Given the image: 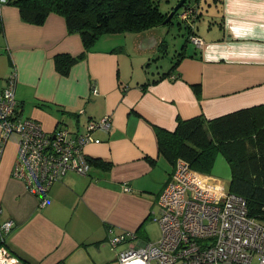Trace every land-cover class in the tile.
<instances>
[{
    "label": "crops",
    "instance_id": "obj_1",
    "mask_svg": "<svg viewBox=\"0 0 264 264\" xmlns=\"http://www.w3.org/2000/svg\"><path fill=\"white\" fill-rule=\"evenodd\" d=\"M205 2L197 26L202 44L193 45L201 58H183L179 79H163L143 92L140 84L148 78H134L129 69L136 72L158 54L166 25L102 36L85 60L61 76L53 58L79 54L80 37L68 34L56 14L36 26L0 0V92L14 73L22 115L40 121L47 131L59 123L79 130L82 119L84 124L107 115L112 120L108 132H93L99 143L84 146L87 155L110 161L111 170L91 167L85 175L69 170L51 183L43 202L11 175L18 138L2 145L0 130V219L13 221L6 244L22 262L105 264L128 246L114 247V234L134 233L138 243L157 241L160 236L147 240L146 225L156 221L171 168L158 155L152 125L173 130L177 116L212 118L264 102V0ZM197 84L201 99L192 88ZM37 102L51 106L42 109Z\"/></svg>",
    "mask_w": 264,
    "mask_h": 264
},
{
    "label": "built area",
    "instance_id": "obj_2",
    "mask_svg": "<svg viewBox=\"0 0 264 264\" xmlns=\"http://www.w3.org/2000/svg\"><path fill=\"white\" fill-rule=\"evenodd\" d=\"M188 16L185 10L178 15L183 22ZM190 40L197 47L202 44L201 37L195 34ZM15 88L16 76L12 73L0 93L2 145L11 135L17 136L18 150L11 174L41 199L51 183L67 171L88 174L91 166L84 146L99 143L93 132H108L112 120L109 115L87 120L86 129L79 132L63 125L47 131L40 121L16 115ZM2 151L3 146L0 156ZM157 205L160 238L138 243L134 233L114 234V247L122 243L128 246L105 264H264V223L248 215L246 201L230 192L224 181L178 160ZM12 227L13 221L0 219V264H28L6 245Z\"/></svg>",
    "mask_w": 264,
    "mask_h": 264
},
{
    "label": "trees",
    "instance_id": "obj_3",
    "mask_svg": "<svg viewBox=\"0 0 264 264\" xmlns=\"http://www.w3.org/2000/svg\"><path fill=\"white\" fill-rule=\"evenodd\" d=\"M5 3L18 9L22 21L36 26L43 25L50 14H56L63 18L68 34L80 37L82 51L79 54L59 53L53 58L54 68L61 76L69 75L74 65L85 60L102 36L142 32L161 25L168 26L173 22L172 19L163 24L172 7L168 11H162L157 0H5ZM204 6L205 0H188L179 9L177 16L184 10L189 11L188 19L184 22L187 30L186 40L175 53L169 69L155 77H148L146 82L140 84L143 92L148 86L163 79H179L178 67L183 58L193 55L201 58L198 50L187 51L191 34L197 35L198 21ZM180 21L183 22L181 19ZM191 44L194 45L192 42ZM166 45V40L160 44V49L162 46L165 54ZM163 52L162 55H165ZM118 83L121 86V82ZM192 88L197 99H201L200 85H192ZM122 93H125L124 88ZM36 106L46 109L51 105L37 102ZM22 110V105L17 101L16 115L30 118L23 116ZM58 125L61 123L56 126ZM152 127L158 155L169 163L170 175L176 162L182 160L191 169L212 176L215 158L220 154L231 169L228 183L230 192L246 201L250 217L264 223V102L212 118H207L203 113L188 119L177 116L173 130L154 124ZM86 158L91 167L103 171L112 168L110 161L100 157L87 155ZM145 158L151 165L156 164L155 159L149 156ZM47 191L48 189L40 196V202L44 201ZM5 242L7 243V237Z\"/></svg>",
    "mask_w": 264,
    "mask_h": 264
},
{
    "label": "rangeland",
    "instance_id": "obj_4",
    "mask_svg": "<svg viewBox=\"0 0 264 264\" xmlns=\"http://www.w3.org/2000/svg\"><path fill=\"white\" fill-rule=\"evenodd\" d=\"M157 1L162 11H168L170 10L171 6L173 7L177 3L178 0L177 1L157 0ZM184 26H185L184 22H181L178 16L175 15L172 24H169L165 28L166 32L164 33V37L167 42V45L164 48L167 50L166 54L163 52V47L161 46V49H159L158 54L155 57H153V59L149 60V62H147L149 64L145 63L142 67L137 66L136 72H134V68L130 67L131 71L129 69V72L133 74L134 78H139V79H144V78L146 79L148 77L152 78L153 76L155 77L159 73H162L167 69H169V67L172 64V60H174L175 53L180 50L181 46L186 40L187 30ZM198 26H200V24H198ZM188 49L193 50V45L191 44V42L188 44ZM162 52L165 55H162ZM154 58L157 59L154 60ZM135 63L137 62L135 61ZM77 125L80 131H84L86 129L83 119ZM69 126H70L69 128H71L73 131L79 132V130H77L76 127H73L72 125ZM13 137L15 136L11 135L10 139ZM212 174L216 178L224 181L226 184L229 183L231 169L228 162L220 154L215 158L214 165L212 168ZM158 214H159V207L157 205V213L155 217H157ZM151 220L148 221V224L146 225L147 240L155 241L160 236V226L158 222ZM123 244L126 245L127 243H123Z\"/></svg>",
    "mask_w": 264,
    "mask_h": 264
},
{
    "label": "water",
    "instance_id": "obj_5",
    "mask_svg": "<svg viewBox=\"0 0 264 264\" xmlns=\"http://www.w3.org/2000/svg\"><path fill=\"white\" fill-rule=\"evenodd\" d=\"M188 2V0H178L177 3L172 7L171 11L169 12L168 16L166 17L163 24H166L167 22L171 21L173 17L177 14L179 9L185 5Z\"/></svg>",
    "mask_w": 264,
    "mask_h": 264
},
{
    "label": "clouds",
    "instance_id": "obj_6",
    "mask_svg": "<svg viewBox=\"0 0 264 264\" xmlns=\"http://www.w3.org/2000/svg\"><path fill=\"white\" fill-rule=\"evenodd\" d=\"M9 138H10V137H9ZM9 138H8V139H9ZM6 245H7V244H6ZM24 263H25V262H24Z\"/></svg>",
    "mask_w": 264,
    "mask_h": 264
}]
</instances>
